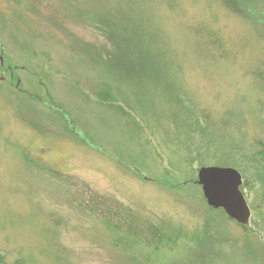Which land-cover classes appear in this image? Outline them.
Returning <instances> with one entry per match:
<instances>
[{"label": "rangeland", "instance_id": "374dc122", "mask_svg": "<svg viewBox=\"0 0 264 264\" xmlns=\"http://www.w3.org/2000/svg\"><path fill=\"white\" fill-rule=\"evenodd\" d=\"M261 140L264 0H0L3 264H264Z\"/></svg>", "mask_w": 264, "mask_h": 264}, {"label": "water", "instance_id": "95a60500", "mask_svg": "<svg viewBox=\"0 0 264 264\" xmlns=\"http://www.w3.org/2000/svg\"><path fill=\"white\" fill-rule=\"evenodd\" d=\"M196 177L209 207L222 208L242 226L249 223L250 208L240 190L242 176L234 167L201 166Z\"/></svg>", "mask_w": 264, "mask_h": 264}, {"label": "trees", "instance_id": "16d2710c", "mask_svg": "<svg viewBox=\"0 0 264 264\" xmlns=\"http://www.w3.org/2000/svg\"><path fill=\"white\" fill-rule=\"evenodd\" d=\"M256 143H257V149L254 152L255 162L260 165V168L263 169V173H264V140L257 141ZM263 197H264V191H263ZM149 227H151V225H149ZM0 264H3L1 261V257H0Z\"/></svg>", "mask_w": 264, "mask_h": 264}]
</instances>
